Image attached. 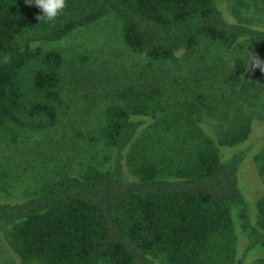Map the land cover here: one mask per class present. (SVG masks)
<instances>
[{"label": "trees", "instance_id": "trees-1", "mask_svg": "<svg viewBox=\"0 0 264 264\" xmlns=\"http://www.w3.org/2000/svg\"><path fill=\"white\" fill-rule=\"evenodd\" d=\"M221 1L66 0L47 22L34 0H0V133L14 142L58 125L64 59L43 44L108 15L146 68L204 42L264 58V29L229 20ZM208 99L190 91L170 105L155 86L117 89L98 131L114 149L110 165L0 201V243L18 264H245L252 250L262 253L253 264H264V196L251 211L241 183L245 161H264V137L251 110L225 125L201 122Z\"/></svg>", "mask_w": 264, "mask_h": 264}, {"label": "rangeland", "instance_id": "rangeland-1", "mask_svg": "<svg viewBox=\"0 0 264 264\" xmlns=\"http://www.w3.org/2000/svg\"><path fill=\"white\" fill-rule=\"evenodd\" d=\"M218 6L229 20L240 19L264 29V0H223ZM43 47L59 50L64 59L59 123L47 131L19 132L14 142L0 133V201L32 196L63 175L83 172L88 165L106 169L114 149L104 145L98 131L116 90L128 85L158 87L170 105L185 99L190 91L207 95L208 107L198 117L208 126L225 125L235 113L251 110L255 134L264 137V72L252 67L255 59L264 58L247 46L225 51L204 42L194 53L180 54L175 63L146 68L143 58L122 41L119 20L108 15ZM241 183L253 211L255 200L264 196V161H245ZM238 235L240 256L245 239ZM261 254L250 251L245 264H253ZM0 264H18L3 243ZM157 264L168 263L159 260Z\"/></svg>", "mask_w": 264, "mask_h": 264}, {"label": "clouds", "instance_id": "clouds-1", "mask_svg": "<svg viewBox=\"0 0 264 264\" xmlns=\"http://www.w3.org/2000/svg\"><path fill=\"white\" fill-rule=\"evenodd\" d=\"M26 3L31 5L33 2ZM34 4L43 13V15H38L36 19L40 21L45 20L47 22L53 21L67 7L66 0H34ZM252 67L259 68L261 72H264V61L255 59Z\"/></svg>", "mask_w": 264, "mask_h": 264}]
</instances>
